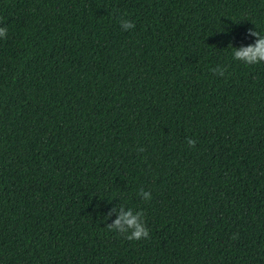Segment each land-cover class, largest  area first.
I'll list each match as a JSON object with an SVG mask.
<instances>
[{
    "label": "trees",
    "instance_id": "1",
    "mask_svg": "<svg viewBox=\"0 0 264 264\" xmlns=\"http://www.w3.org/2000/svg\"><path fill=\"white\" fill-rule=\"evenodd\" d=\"M0 25V264H264V62L229 45L264 0H0Z\"/></svg>",
    "mask_w": 264,
    "mask_h": 264
},
{
    "label": "clouds",
    "instance_id": "2",
    "mask_svg": "<svg viewBox=\"0 0 264 264\" xmlns=\"http://www.w3.org/2000/svg\"><path fill=\"white\" fill-rule=\"evenodd\" d=\"M120 24L125 31L134 27L133 22L127 19H122ZM7 34V26L0 25V39L6 38ZM249 34L256 37L254 42L241 46L229 44L232 46V58L248 65L262 63L264 62V32L249 29ZM213 71L223 75V70L220 68H215ZM187 143L191 146L195 144V141L189 138ZM137 194L145 201L152 198L151 192L143 189H140ZM113 213H115V219L108 223L110 230L124 234L129 240H140L149 237V229L143 218L142 210H136L120 203L118 207H113L108 211L107 217H111Z\"/></svg>",
    "mask_w": 264,
    "mask_h": 264
}]
</instances>
